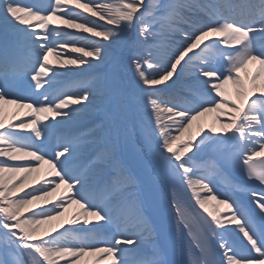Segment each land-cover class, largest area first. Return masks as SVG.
I'll use <instances>...</instances> for the list:
<instances>
[{
  "label": "snow or ice",
  "instance_id": "6c2138e0",
  "mask_svg": "<svg viewBox=\"0 0 264 264\" xmlns=\"http://www.w3.org/2000/svg\"><path fill=\"white\" fill-rule=\"evenodd\" d=\"M0 264H264V0H0Z\"/></svg>",
  "mask_w": 264,
  "mask_h": 264
},
{
  "label": "bare ground",
  "instance_id": "6f19581e",
  "mask_svg": "<svg viewBox=\"0 0 264 264\" xmlns=\"http://www.w3.org/2000/svg\"><path fill=\"white\" fill-rule=\"evenodd\" d=\"M13 107H14V106H12V105H7V104L5 105V108H6V110H7L9 113L12 111ZM93 115H94L95 117H99V118L102 119V113H100V112H98V111H97V112H94ZM229 179H231V178H229ZM76 207H77V206L73 205L71 208H69V211H68V213H66V215H69V214H71L73 211H75V210H76ZM85 259H88V258L86 257Z\"/></svg>",
  "mask_w": 264,
  "mask_h": 264
}]
</instances>
